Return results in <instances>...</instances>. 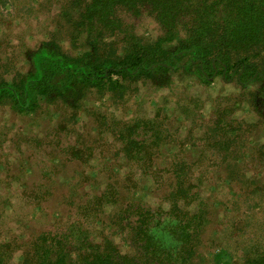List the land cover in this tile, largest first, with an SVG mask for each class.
<instances>
[{"label":"rangeland","instance_id":"374dc122","mask_svg":"<svg viewBox=\"0 0 264 264\" xmlns=\"http://www.w3.org/2000/svg\"><path fill=\"white\" fill-rule=\"evenodd\" d=\"M70 1L0 0V83L15 78L20 84L32 69L31 55L50 41L71 59L89 50L93 43L85 34L73 41ZM122 18L146 45L163 34L150 13ZM90 39L101 44L98 52L92 49L96 59L120 57L121 37L96 30ZM254 63L264 70V55ZM120 83L124 87L117 92L107 86L86 90L74 110L60 98L34 114H20L7 100L0 103V236L21 243L85 222L80 207L115 186L147 205L167 207L173 175L136 170L117 140L122 124L154 120L165 137L154 158L158 168L176 162L200 168L195 176H201L206 214L193 264H242L249 253L263 250L264 105L256 109L254 101L263 84L244 88L220 77L207 84L187 71L171 75L167 86L146 77ZM226 130L230 149L219 155L220 147H213ZM129 177L136 190H128ZM118 207H106L97 222L85 224L96 239L108 237L127 253L125 237L115 235L111 225ZM11 264H20L18 255Z\"/></svg>","mask_w":264,"mask_h":264},{"label":"trees","instance_id":"16d2710c","mask_svg":"<svg viewBox=\"0 0 264 264\" xmlns=\"http://www.w3.org/2000/svg\"><path fill=\"white\" fill-rule=\"evenodd\" d=\"M67 5L71 6L73 41L85 34L92 46L81 58L71 59L55 41L45 43L31 55L32 69L20 84H15V78L2 80L0 103L7 100L20 114H34L44 103L60 98L74 110L83 103L86 90L107 86L117 92L124 87L120 79L142 77L167 86L171 75L187 71L207 84L217 77L244 88L261 82L254 101L256 109L264 105V70L254 63L264 55V0H71ZM142 13H150L163 30L154 45L144 44L122 18ZM96 30L105 37H121L124 46L115 62L94 57L93 50L101 49L90 39ZM222 130L216 132L221 139ZM227 130L221 144L213 147H220L219 155L230 149ZM164 138L154 120L122 124L117 133L121 155L136 170L173 175L167 207L147 205L116 186L80 207L85 222L92 224L106 207L118 205L111 225L115 235L125 237L129 252L122 253L108 237L96 239L89 224L76 220L67 229L46 231L31 241L0 236V264H11L16 255L20 264H193L206 214L201 176H195L200 168L184 162L158 168L154 158ZM131 179L127 188L136 190ZM253 252L242 264H264V249Z\"/></svg>","mask_w":264,"mask_h":264}]
</instances>
